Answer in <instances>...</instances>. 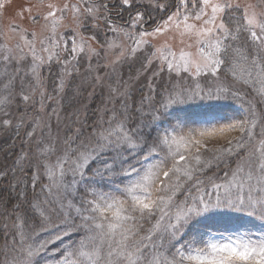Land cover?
<instances>
[{
	"label": "snow or ice",
	"instance_id": "1",
	"mask_svg": "<svg viewBox=\"0 0 264 264\" xmlns=\"http://www.w3.org/2000/svg\"><path fill=\"white\" fill-rule=\"evenodd\" d=\"M30 20L39 31L12 24L13 35L0 42V130L12 127L13 105L17 130L29 116L34 127L41 112L59 120L52 105H63L77 76L103 89L100 60L111 74L92 118L71 113L63 134L42 131L34 148L0 169V264H35L50 244L77 234L60 264H264V232L247 227L264 223V7L39 0ZM139 53H146L142 70L155 67L154 77L167 71L175 80L163 91L150 82L137 102L127 82L113 84L112 76ZM204 102L244 114L184 111ZM30 211L49 239L33 238Z\"/></svg>",
	"mask_w": 264,
	"mask_h": 264
},
{
	"label": "trees",
	"instance_id": "2",
	"mask_svg": "<svg viewBox=\"0 0 264 264\" xmlns=\"http://www.w3.org/2000/svg\"><path fill=\"white\" fill-rule=\"evenodd\" d=\"M16 1L20 2L21 6H20V9L17 8V9H14V11L21 10V13H23V10L25 11V7H24L25 1L24 0H0L1 22H2V27L5 31L9 28L11 23H13L14 21H17L19 18L21 19V16L16 17V15L14 14L12 10L13 6L16 4ZM26 5H27V8L31 7V10L33 11L32 5H28V3ZM11 12H13L14 15H12ZM27 17H28L27 14L23 15V19H21V21L23 22L24 19ZM140 61H142V59H140L139 62ZM87 65L88 64L83 63L82 68L83 69L86 68ZM52 66L53 68L58 67L57 65H55L54 62ZM136 69H137V66H136ZM130 70H135V69L128 68L127 71L130 72ZM42 71H43V75L46 77V83L48 85V88L51 89L52 88V76L48 72L47 68H44ZM110 71L111 70L106 69L104 67L99 68V75H101L105 80L104 90H101L100 87L93 88L92 86H90L89 83H83L82 78L76 77V79L72 81L71 87L67 90L66 95L62 96L63 105L61 107L55 105L59 113L61 112L59 120L57 119V117L55 119L54 118L55 116L49 118L47 115L41 112L38 116H36L37 123L35 124L34 127L30 126L32 125V116H29V118L25 120V122L21 124L19 126V129L17 130L16 125L19 123V113L16 112V107L13 108L12 110H13L15 119L13 120L12 127L0 130V169L10 168L13 164V161L16 160L17 156L23 155V153L29 148L30 145L31 146L33 145L32 147L34 148L35 147L34 141L39 140L41 138L42 131H43L44 137L47 138L48 134H47V130H45L46 127L43 126V129H42V126L39 125L40 123L39 121L41 120V118L44 121L43 125H46V123L50 119H52L53 121H50L49 124L51 123L53 125L54 124L57 125L60 130V133L63 134L65 125L68 123V116L71 113L77 111V109L75 108V103H76V100H78V98L81 99L80 102L86 101V104L88 105L86 106L87 109H86L85 114H87L88 118H92L97 108L96 101L92 100V98L94 97L96 92L97 94L95 98L97 99H101V97H103L104 99L106 98L107 90H108V79L110 75L108 74V72ZM96 73H97L96 71L92 73V78L95 77ZM128 78L129 80H127ZM119 79L124 82H127L128 89L131 93V96L134 99L138 97L139 95L138 93H140L142 90L138 89V91H133L136 89V85H137V84L136 85L133 84L134 82H137L136 74L134 76H127V73H126V75L122 79L121 78ZM75 81H79V82H75ZM116 81H117V78H114L112 76L113 84H115ZM77 85L80 86V88H82V91H80V95L78 97L77 96L73 97L75 95V88L77 87ZM89 88L94 89L92 98H88L86 96V94L89 93V91L91 90V89L89 90ZM129 102L131 103V101ZM52 107L54 106L52 105ZM21 108L23 109V106H21ZM48 111H51V109H49ZM184 111L193 113V114L205 113V112H215L219 114L220 116H239V115L244 114L240 108L232 104H216L211 107L206 106V108L205 109L203 108L202 110H196V109L192 110V109L187 108V109H184ZM79 113H80V119H84L85 114L81 115V111H79ZM28 132H34V137L32 140L28 138L27 136ZM29 216L34 217V218L29 219V223L34 225V228H35V231L33 232V238L36 241H43V240L49 239L48 231L46 230L45 227L41 226L38 211L37 212L30 211ZM4 223L5 222L3 220H0V248H2L4 244V234H3L4 233ZM8 224H9V227H11V221H8ZM247 227L251 228L253 231L257 232L258 234L260 232H264V223L260 222L259 220H252L250 223H247ZM79 239H80V236L77 234L71 237L66 236L62 243L60 241H57L55 244H50L46 251H43L40 255L34 258L35 264H47L50 261H52V259L59 260L61 250L63 248L68 247V245L71 244L73 241H76Z\"/></svg>",
	"mask_w": 264,
	"mask_h": 264
},
{
	"label": "rangeland",
	"instance_id": "3",
	"mask_svg": "<svg viewBox=\"0 0 264 264\" xmlns=\"http://www.w3.org/2000/svg\"><path fill=\"white\" fill-rule=\"evenodd\" d=\"M24 1H25V5H24L25 9H29V8H27V5H26V4L28 3V5H32V7H33V11L30 13V12H28V11H24V10H23V13H24V14L22 13V15H26V14H27L28 17L25 18L23 22H22L21 19L19 18L17 21H14V22L11 23L10 25H12V24H20L22 27L28 28V29H29V32H31L33 29L39 31L38 26H36V25H32L31 20H30L31 15H32V14H35L36 11H37V6H38V3H39V0H24ZM46 2H48V0H46ZM51 2H53V3H62L63 0H51ZM238 2H239L242 6H243V5H246V4H253V5H259L260 7H264V0H238ZM34 4H35V5H34ZM20 6H21V3L16 1V4H15V5L13 6V8H12L13 12L15 13V11H16V10L14 11V9H17V8L20 9ZM30 8H31V7H30ZM19 11H20V14H21V10H19ZM13 12H11L12 15H14ZM21 22H22V23H21ZM66 23L69 25V29H70V27H71V21H70V18H69L68 21H66ZM66 30H67V29H61L60 31L63 32V31H66ZM12 35H13V34L11 33L10 28H8L6 31L3 29V27H2V22H1V14H0V42H3V40H4L5 37H11ZM58 35H59V33H58ZM98 35H99V39H100L101 41H102V40L104 39V37H105V33H104L103 31H101L100 33H98ZM169 35H170V34H169ZM108 36H109V38H111L112 34H111V33H108ZM163 39H164V37H160L159 40H158V41H154V43L159 44L160 42L163 41ZM15 42H16L15 39H12V40L10 41V43H15ZM171 43H173L174 47H179V46H180L178 40H176V41H171ZM93 47H97V45L94 43V44H93ZM113 52L116 53V54H118V53H119V49H114ZM144 55H146V53H139V54L137 55V57L132 58V59H129V60L126 61L125 63L119 65L118 68H117V72H116V74L113 76L114 78L119 77V78L122 79V78L126 75V73H127V76H134V75L136 74V76H137V82H134L133 84H135V85L137 84V85H136V89L133 90V91H138V89H141V90H142L140 93H138V94H139L138 97L135 98V100H136L137 102L139 101V99H140V95H141L142 92H143V93L148 92L150 82H151L152 85H153L154 87H156L159 91H163V89H164L165 87H170V86H171V83L174 82V80H175V77H173V80L170 81L169 73H167V71L161 73L160 76L154 77V76H153V72L156 70L155 67H149L147 70H142V69H141V63H142V61H143V56H144ZM96 59H97V58H93V66H94V67H95V64H96ZM109 59H115V56H114V55H111V56L109 57ZM140 59H142V61L139 62ZM83 63L88 64L87 59H85V60L83 61ZM105 63H106V61H104V60H100V65H101V67H104L103 65H104ZM136 63H137L138 65H137ZM136 66H137V69H136ZM45 68H47V66H46ZM104 68L111 70L110 67H104ZM128 68H130V69L134 68L135 70H130V72H129V71H127ZM83 71H84V69L81 68V73H83ZM125 72H126V73H125ZM108 74H111V71L108 72ZM96 75H97V73L95 74V76H96ZM77 77L81 78V76H77ZM127 80H129V78H128ZM75 82H79V81H75ZM75 82H74V83H75ZM78 88H80V86L77 85V87L75 88V95H74L73 97H75V96L78 97V96L80 95V91H79V92L76 91V89H78ZM90 89H91V90H90ZM100 89H101V88H100ZM89 90H90V91H89V93L86 94V96H87L88 98H92V97H93L94 89H93V88H89ZM101 90H104V87H103V89H101ZM96 94H97V92L95 93V95H94V97L92 98V100H95V101H96V107H97L96 110H97L98 108L101 107V103H102V100H103L104 98L101 97V99H97V98H95V97H96ZM62 98H63V97H62ZM80 100H81V99H79V98H78V100H76L75 108H76L77 110L81 111V115H84L85 112H86V109H87L86 106H87L88 104H86V101H85V102H84V101H83V102H80ZM79 102H80V103H79ZM54 103H55V102H54ZM54 103H53V106H54L55 108H56V106L61 107L60 104H57V103L54 104ZM205 103L208 104L209 102H205ZM212 103H215V102H212ZM55 105H56V106H55ZM191 106H192V105H191ZM15 107H16V106L13 105L12 109L15 108ZM258 107H259V109H264V105H259ZM12 111H13V110H12ZM60 114H61V112H60ZM0 115H2V114H0ZM54 116H55V115H53L52 117H54ZM54 118L56 119V116H55ZM14 119H15V116L13 117V120H14ZM50 121H53V120L50 119V120L46 123V125H43V124H41V123H39V125L42 126V129H43V126L46 127L45 130H47V134H48V135L51 134V135L54 136V135L57 133L56 131H57L58 126L55 125V124L53 125V124H51V123L49 124ZM48 125H50L51 127L49 128ZM53 133H54V134H53ZM48 135H47V136H48ZM32 146H33V145H32ZM217 146H218V145H217ZM54 253H56V252H54ZM47 264H60V261L57 260V259H52V261H50V262L47 263Z\"/></svg>",
	"mask_w": 264,
	"mask_h": 264
},
{
	"label": "bare ground",
	"instance_id": "4",
	"mask_svg": "<svg viewBox=\"0 0 264 264\" xmlns=\"http://www.w3.org/2000/svg\"><path fill=\"white\" fill-rule=\"evenodd\" d=\"M15 15H16V17L17 16H20V11H15V13H14ZM205 105H207V103H205L204 102V105H192V106H185L186 108H189V109H196V110H202L203 108L205 109L206 108V106Z\"/></svg>",
	"mask_w": 264,
	"mask_h": 264
},
{
	"label": "flooded vegetation",
	"instance_id": "5",
	"mask_svg": "<svg viewBox=\"0 0 264 264\" xmlns=\"http://www.w3.org/2000/svg\"><path fill=\"white\" fill-rule=\"evenodd\" d=\"M127 16V13H125V17Z\"/></svg>",
	"mask_w": 264,
	"mask_h": 264
}]
</instances>
